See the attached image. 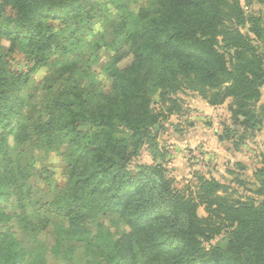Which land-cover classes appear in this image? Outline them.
Wrapping results in <instances>:
<instances>
[{
  "label": "trees",
  "instance_id": "obj_1",
  "mask_svg": "<svg viewBox=\"0 0 264 264\" xmlns=\"http://www.w3.org/2000/svg\"><path fill=\"white\" fill-rule=\"evenodd\" d=\"M105 1L0 0V34L26 33L35 69L58 47L70 53L61 33H85L75 41L83 52L52 67L26 119L31 97L0 62V264H264V153L256 198H243L202 175L194 190H179L158 163L165 154L157 142L184 90L211 106L230 100L242 129L263 125L264 102L252 108L264 88V55L254 45L263 10L249 14L253 0H148L135 11L132 0H113L109 13ZM105 55L98 84L90 73ZM154 94L169 104L163 114L153 110ZM35 142L65 149L67 184L38 168ZM145 151L154 163L132 167ZM62 213L49 259H36L27 242L45 241L49 216ZM108 215L129 228L109 249L99 246Z\"/></svg>",
  "mask_w": 264,
  "mask_h": 264
},
{
  "label": "rangeland",
  "instance_id": "obj_2",
  "mask_svg": "<svg viewBox=\"0 0 264 264\" xmlns=\"http://www.w3.org/2000/svg\"><path fill=\"white\" fill-rule=\"evenodd\" d=\"M112 1L106 0L103 10L114 13V7L112 5L107 6ZM147 1L132 0L130 4L133 10L138 11L140 5L146 4ZM242 3L246 5L247 0H242ZM247 8H250L249 14L260 10L264 12V7L257 0H253L252 7L246 6ZM105 13L108 15V11ZM58 24L59 22H45V26H52L55 31L60 30ZM83 32H79L75 36H72L70 32L61 33L60 36L66 41V45L72 44L66 48L70 50V53L63 54V51L58 47V49L47 53L46 63L38 69H35V62L31 60V53L34 51L31 43L34 41L26 33L21 35L16 33L0 34V62L11 78L20 77V82L24 83L21 94L26 96V99L31 97V105H27L23 112L24 119L31 114L33 107L40 101L42 84L52 71V67H56L61 62L70 61L74 56L83 52L82 46L75 43L81 36H85ZM244 33L248 35V30L244 29ZM254 45L264 55V34L261 40H255ZM73 49H77L75 53H73ZM109 61V56L105 55L93 65L90 73L93 81L100 84L103 68ZM152 96L155 113L161 112L163 114L164 110H168L169 104L166 105V109L161 104L159 95L154 94ZM178 97L181 100L178 107L179 112L171 114L170 119L163 123L164 130L157 131L159 148L165 154L164 158L158 160V163L165 166L168 178L174 180L176 188L188 192L198 186L199 177L202 175L209 179L220 180L223 185L228 187V191L235 192L236 197L256 198L254 193L261 183L257 176V169L261 166L264 153V123L256 131L245 130V128H241V124L238 126L233 121L228 110L230 100L220 106H211L200 94L190 90H184ZM263 102L264 88L260 102L253 103L252 108L258 111ZM206 104L209 105L206 108L211 110L208 115H206L205 110ZM209 118H211L210 122L208 121ZM236 125L241 129H237ZM14 133L15 131L8 137L12 147L14 146ZM234 134H236V138ZM221 138L224 140H220ZM38 143L35 142L33 146L35 154L39 156L36 163L38 168H46L56 185L67 184L69 180L67 168L63 159L60 158L63 147L56 144L52 148L48 146L40 148L37 147ZM40 146L44 145L41 144ZM139 163L153 164L154 161L145 151L138 162L132 164V167ZM197 214L200 218H206L205 207L199 208ZM63 216V213L49 216L52 224L46 230L45 241L27 242L30 253L34 254L36 259H49L47 248L53 244V228L59 221L63 220ZM102 226L103 237L99 239V246H107L108 249L110 248V240H116L129 231L125 223L113 215L104 218Z\"/></svg>",
  "mask_w": 264,
  "mask_h": 264
},
{
  "label": "crops",
  "instance_id": "obj_3",
  "mask_svg": "<svg viewBox=\"0 0 264 264\" xmlns=\"http://www.w3.org/2000/svg\"><path fill=\"white\" fill-rule=\"evenodd\" d=\"M206 106L208 107L209 105L208 104L205 105V110H206V113H207L206 115H208V114H210V111L211 110L210 109H207ZM210 120H211V118H209L208 121L210 122ZM263 128H264V126H263Z\"/></svg>",
  "mask_w": 264,
  "mask_h": 264
}]
</instances>
